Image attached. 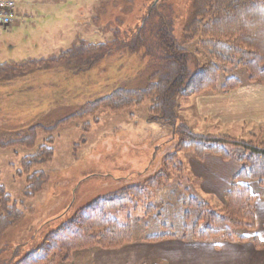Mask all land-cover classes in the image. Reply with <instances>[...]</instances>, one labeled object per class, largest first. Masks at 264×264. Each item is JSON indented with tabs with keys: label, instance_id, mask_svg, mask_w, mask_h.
I'll return each mask as SVG.
<instances>
[{
	"label": "rangeland",
	"instance_id": "374dc122",
	"mask_svg": "<svg viewBox=\"0 0 264 264\" xmlns=\"http://www.w3.org/2000/svg\"><path fill=\"white\" fill-rule=\"evenodd\" d=\"M46 1L16 0L18 20L6 29L0 27L1 63L57 55L60 51L78 45L80 39L94 44L120 39L122 43L130 45L134 31L143 26L152 6L157 7L156 22L148 33V47L134 54L130 46L125 49L119 43L113 47L105 61L100 62L90 73L86 71L87 75L73 71L71 75L42 73L38 75L36 82L28 80L12 87H0V129L28 127L36 123L54 125L70 117L86 101L104 96L107 86L117 79L130 80L127 86L130 89L142 88L146 77L150 75V64L165 53L158 46L159 41L157 43L159 24L163 20V29H170L176 42L182 45L183 29L189 19L192 4V0ZM48 31H53L52 38L46 34ZM187 48L195 52L198 42H192ZM148 50H151L152 56L147 55ZM230 78H237L246 84L249 75L237 65L222 68L218 91ZM112 86L114 84L110 87ZM197 97L200 96L177 99L180 104L179 115L196 132L208 133L209 130L210 133H226L245 140L251 139L247 133L264 136V125L252 121L241 122L232 127L212 118H205L203 123L206 125L201 127L202 121L196 117L198 112L194 105ZM151 107L152 101L147 100L141 106L127 110H105L95 117L70 120L60 125L54 133H40L33 149L22 146L0 148V188H4L18 203V209L24 212L22 220L0 237V264H16L40 247L62 223L97 199L110 196L133 181H137V184L144 183L163 170V159L175 152L178 136L170 124L149 121ZM245 131L247 133L244 134ZM50 137L54 140L53 159L34 169L44 172L48 181L38 194L30 198L25 195L29 174H26L22 161L25 157L34 155ZM229 152L232 159L228 160L227 167L208 169L221 171L220 175L228 178L209 177L206 180L195 177V166L202 174L207 175L202 162L208 157L228 161L208 155L203 161L198 160L201 162L199 163L191 153L181 152L175 162L177 167L178 163L184 164L185 176L180 177L179 172L171 175L170 181L176 179L175 182L179 180L183 185L190 184L189 186L197 189L201 201L210 204V212L223 213L225 198H222V191L230 189L234 177L241 169L234 150L230 148ZM236 163L240 166L239 170L235 167ZM170 190L171 187H166L167 197ZM209 192L216 196L206 194ZM162 195L165 196V193ZM142 206L129 205L124 211L111 214L113 219H119L120 224L127 225L130 222L135 227L132 244L116 250L94 249L89 254L78 253L69 261L70 264H137L140 251L133 244L147 243L137 240L140 230V235L150 234L156 229L163 230L160 225L164 224V221H147ZM2 212L0 205V215ZM181 229V226H176L174 233H180ZM254 231H246L248 240L244 243L252 245L256 250L252 239L259 236L254 235ZM168 232L173 233L171 229ZM198 243H212L216 248L224 244L245 245L223 241L219 237ZM256 262L255 259L254 263Z\"/></svg>",
	"mask_w": 264,
	"mask_h": 264
},
{
	"label": "trees",
	"instance_id": "16d2710c",
	"mask_svg": "<svg viewBox=\"0 0 264 264\" xmlns=\"http://www.w3.org/2000/svg\"><path fill=\"white\" fill-rule=\"evenodd\" d=\"M156 9L154 6L150 8L143 26L134 31L130 45L120 39L98 44L80 39L78 45L57 55L21 62H0V87H12L28 80L36 82L42 73L71 75L73 71L87 75L86 71L90 73L105 61L119 43L125 49L130 46L131 52L136 54L148 47V33L155 25ZM159 25L157 43L159 41L158 46L165 53L150 64V75L142 88L130 89L127 87L130 80L117 79L113 82L114 86H107L104 96L86 101L74 114L54 125L36 123L28 127L0 129V148L22 146L33 149L40 133H54L70 120L95 117L105 110L119 112L151 100L149 121L170 124L178 136L175 152L163 159L165 167L160 173L147 177L144 183L133 181L110 196L97 199L62 223L40 247L16 264H70L69 261L78 253L89 254L94 249L116 250L132 244L135 227L130 222L122 225L118 218L111 217L112 213L124 211L129 205H143L142 212L147 221H164L160 225L164 231L156 229L150 234L140 235V230L137 240L141 242L165 239L208 242L219 237L231 243H244L248 240L246 231L256 230L258 194L252 185L264 186V136L247 133L251 139L245 140L226 133H198L179 115L177 99L211 93L227 95L246 85L264 86V0H192L190 16L183 29L182 45L176 42L170 29H163V20ZM194 41L198 42L195 52L187 48ZM150 51L147 55L152 56ZM232 65L246 70L248 83L230 78L218 91L221 69ZM53 142L50 137L34 155L22 161L26 174H29L25 195L30 198L38 194L48 181L44 172L34 169L53 159ZM230 148L234 150L241 169L224 194L223 213L210 212V204L203 203L197 189L190 184L183 185L179 180L175 182L176 179L170 181L171 175L180 172L182 177L186 172L184 164L178 163L177 167L175 162L179 153H191L201 161L208 155L228 161L232 159ZM166 187H171L168 197ZM0 197L3 210L0 215L1 237L22 220L24 212L18 209V203L4 188H0ZM176 226L182 227L180 233H174ZM169 229L173 233H169ZM252 243L257 249H264V242L259 237L255 236Z\"/></svg>",
	"mask_w": 264,
	"mask_h": 264
},
{
	"label": "crops",
	"instance_id": "0c3cea01",
	"mask_svg": "<svg viewBox=\"0 0 264 264\" xmlns=\"http://www.w3.org/2000/svg\"><path fill=\"white\" fill-rule=\"evenodd\" d=\"M46 2L50 3L52 1L47 0ZM17 20L18 14L15 21ZM53 31L46 33L49 38L53 37ZM194 102L198 112L196 117L201 118L202 121L201 127L206 125L203 123L205 118H212V120H216L223 125L232 127L246 121L264 125V86L262 85H246L227 95L211 93L195 98ZM208 133H210L209 130ZM228 164L229 161L224 162L215 157H208L202 162L204 173L207 175L202 174L197 166L193 169L194 175L197 178L206 180H209V177L216 179L228 178V176L220 175L221 171L208 170L209 168L220 169L221 166L227 167ZM237 165L235 167L239 170L240 166ZM252 187L258 194L256 201L257 228L254 235H258L264 240V186L255 183ZM226 191V189L222 191V198ZM206 194L216 196L211 192ZM249 237H251V234ZM244 244H224L220 248H216L212 243L165 239L154 243H135L133 245L142 254L141 256L138 255L137 264H264V250H255L252 245ZM253 257L257 260L256 263H254L255 259H252Z\"/></svg>",
	"mask_w": 264,
	"mask_h": 264
},
{
	"label": "built area",
	"instance_id": "2783aa9c",
	"mask_svg": "<svg viewBox=\"0 0 264 264\" xmlns=\"http://www.w3.org/2000/svg\"><path fill=\"white\" fill-rule=\"evenodd\" d=\"M16 0H0V27L8 28L12 26L17 18Z\"/></svg>",
	"mask_w": 264,
	"mask_h": 264
}]
</instances>
